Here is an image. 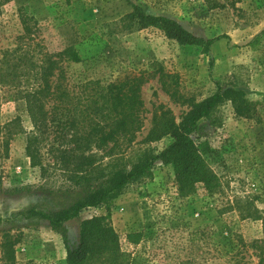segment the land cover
Returning <instances> with one entry per match:
<instances>
[{"label":"rangeland","instance_id":"1","mask_svg":"<svg viewBox=\"0 0 264 264\" xmlns=\"http://www.w3.org/2000/svg\"><path fill=\"white\" fill-rule=\"evenodd\" d=\"M133 5L177 20L204 41L221 37L209 48L205 43L180 44L157 28L124 20ZM23 19L31 30L28 37ZM67 47L82 59H59L77 92L83 91L82 80L149 74L141 87L142 126L134 139L90 152L94 166L106 170L128 169L144 149L157 153L166 147L170 136L146 140L153 115L168 110L179 122L188 100L212 94L215 82L234 85L255 103L250 117L235 115L229 102L222 104L193 136L215 176L214 190L196 183L183 195L171 165L156 161L148 176L108 203L85 208L67 221L68 241L78 238L83 220L105 216L125 254L110 256L111 264H257V250L241 247L240 238L246 244L264 239V0H0V66L18 56L37 66L42 54L58 59L55 55ZM14 49L16 55H5ZM160 67L178 77L173 96L165 89H174L171 79L165 78L163 85L158 78ZM25 72H16L19 88L29 86L33 73ZM14 91L0 84V264H10L5 252L13 256L12 264H67L61 232L46 220L24 219L19 212L31 206L47 212L66 208L86 183L81 187L71 180L72 166L53 164L47 148L56 133L48 128L41 136L24 100L9 97ZM31 132L38 137L44 170L32 166L26 155ZM131 232H142L136 245L126 239ZM106 257L95 264H104Z\"/></svg>","mask_w":264,"mask_h":264},{"label":"trees","instance_id":"2","mask_svg":"<svg viewBox=\"0 0 264 264\" xmlns=\"http://www.w3.org/2000/svg\"><path fill=\"white\" fill-rule=\"evenodd\" d=\"M124 20L137 24L140 28H157L167 39L180 44L205 43L209 48L221 37L216 36L204 41L177 20L144 12L137 5H133L132 11L125 15ZM26 22L25 19L22 20L24 35L28 37L31 30ZM257 40L255 37L251 44ZM4 53L12 56L16 55V50L13 52L7 50ZM55 56L60 58H54L48 53L42 54L40 64L37 66L19 56L11 62L2 64L0 84L15 87L13 95L9 97L16 96L24 100L26 112L41 136L48 128L56 133L53 143L47 148L53 164L72 166L74 175L71 180L78 186L82 187L85 183L86 185L76 200L66 208L47 212L31 206L20 211L19 215L28 220L32 218L46 220L53 230L61 232L66 246L67 264H95L103 254L109 257L105 258L104 264H111V257L122 258L125 254L120 251L118 234L106 221L105 216L83 220L75 241H68L65 223L77 217L85 208L108 203L129 184L148 176L156 161L171 165L181 194L191 192L196 183H203L206 188L214 190L215 176L193 136L198 131L200 122L211 119L222 104L229 102L235 115L250 117L255 112V103L246 97L243 90L234 85H221L215 82L216 90L212 94L199 101L188 100L189 109L179 122L175 121L168 110L153 115V126L146 140L154 142L164 136H170L171 142L166 147L157 153L144 149L128 169L113 167L106 170L101 164L94 166V155L90 152L109 144L116 145L124 138L129 142L134 139L142 126L141 112L144 102L141 87L147 82L149 74L141 71L126 75L121 80L106 82L93 78L82 80L80 86L83 91L77 92L59 65V59L64 58L74 63L81 62L82 59L73 47H67ZM18 69H23L25 73H33L27 79L29 86L26 88H19L21 80L16 73ZM157 73L163 85L165 78L171 79L174 89L172 91L165 89L171 96L176 94L178 77L165 73L161 67ZM33 133L27 136L26 155L32 166H39L44 170L37 145L38 137ZM126 239L128 243L136 245L142 239V232L128 233ZM240 242L243 248L247 246L255 248L259 258L257 264H264V239L246 244L240 238ZM238 252L239 250L233 254V259ZM5 254L12 264L13 256L7 252Z\"/></svg>","mask_w":264,"mask_h":264}]
</instances>
